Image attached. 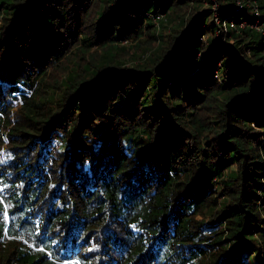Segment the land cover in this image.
I'll return each mask as SVG.
<instances>
[{
	"label": "trees",
	"instance_id": "16d2710c",
	"mask_svg": "<svg viewBox=\"0 0 264 264\" xmlns=\"http://www.w3.org/2000/svg\"><path fill=\"white\" fill-rule=\"evenodd\" d=\"M53 1L0 0V264H264V32L203 6L152 65L123 66L121 39L161 42L169 13L204 0H103L102 58L46 90L66 93L51 114Z\"/></svg>",
	"mask_w": 264,
	"mask_h": 264
},
{
	"label": "rangeland",
	"instance_id": "374dc122",
	"mask_svg": "<svg viewBox=\"0 0 264 264\" xmlns=\"http://www.w3.org/2000/svg\"><path fill=\"white\" fill-rule=\"evenodd\" d=\"M59 0V3L57 1L52 2V7L55 8L57 6L61 5L65 12V25L62 27H59L62 29V38L60 40V45L58 48L61 49V47L64 44H67L64 48L63 54L58 56V59L51 62L47 75L43 82V89H40V93L43 94L40 96L39 100H41L44 97L50 96L52 99L51 103L53 104L50 109L49 105L43 106V104H40L41 112H45L46 110H51L60 112L63 107V102L66 97V93L64 88L57 87L54 89L53 93H50L48 90L49 87H52V85L58 84L60 80L71 74L74 69L80 68L78 64L87 62L89 58L96 59V61L101 57V54L104 50V47L100 46L98 43L102 41H97L96 36L99 35L96 30V23L97 20V13L101 10V7L105 5V2L103 0H90L88 3H85V1L79 2L77 0ZM114 0H112L113 2ZM235 1V0H234ZM258 2V1H257ZM54 4V5H53ZM202 5H197V7H189L186 6L183 10L173 11L169 13V20L167 22L160 23L161 28L160 33L163 35V39L160 41L154 40V37H152L151 33L146 29L143 28L142 33H134L133 35L129 36L128 38H123L120 40V42L123 45H127L128 47L124 50L120 51L122 58L126 62H121L123 66H137V63H141L142 61L145 62V65H152L153 62L156 59V56L159 54H163L166 50H168L174 41L177 40V37L175 36L179 30L185 29L189 23V21H186L184 24H182L183 16L191 17L195 12L197 13L198 9L202 8L203 6L213 7L214 11L215 8L218 10V7L220 5L219 0H211L207 1L204 0L203 3H200ZM236 4V2H235ZM72 5V7H71ZM79 6H82L81 11L79 10ZM249 6L251 7V3H249ZM69 8L70 15L66 14V10ZM261 12H263L262 8L260 7ZM252 10V8H251ZM59 14V11L57 10V13L55 14L57 16ZM159 16H163L166 20V17L168 15L163 14H156L154 15V21L156 23L159 22ZM264 19V16L262 20ZM4 22V18H2V21L0 20V24ZM84 31L88 34H90V39H83V36L81 32ZM98 43H97V42ZM230 42H233L232 40ZM33 45V43H32ZM165 49V50H164ZM164 50V52H163ZM135 53V55H133ZM152 55L151 59L148 56ZM95 61V62H96ZM75 63V64H74ZM222 71H224V67H222ZM32 93V90L28 91V95ZM39 96V95H38ZM19 105V104H18ZM17 105V106H18ZM17 110L16 108H13L12 111L15 113ZM12 113V114H13ZM49 115V114H46ZM15 116V115H13ZM12 116V117H13ZM7 142V138L4 135V141L0 142V149L1 147L5 146V143ZM3 151V149H2ZM2 153H0L1 155ZM3 157V154L1 155ZM198 217H202L199 215Z\"/></svg>",
	"mask_w": 264,
	"mask_h": 264
},
{
	"label": "built area",
	"instance_id": "2783aa9c",
	"mask_svg": "<svg viewBox=\"0 0 264 264\" xmlns=\"http://www.w3.org/2000/svg\"><path fill=\"white\" fill-rule=\"evenodd\" d=\"M236 5L239 8L244 7L245 5H249V3H251V8L252 11L254 12V21L253 22H249L247 19H242L240 22H237L235 19H224L222 20L221 17L218 15V11L215 8V11L213 13V18L215 19V21L219 24L220 28H222L223 30H228L230 28H239V27H243L245 25H252L255 28H257L258 30L264 32V19L263 18V13L261 12L259 3L257 2V0H235ZM217 75V74H216Z\"/></svg>",
	"mask_w": 264,
	"mask_h": 264
},
{
	"label": "snow or ice",
	"instance_id": "6c2138e0",
	"mask_svg": "<svg viewBox=\"0 0 264 264\" xmlns=\"http://www.w3.org/2000/svg\"><path fill=\"white\" fill-rule=\"evenodd\" d=\"M0 196H3V192H0ZM4 215H8V213L5 212ZM90 250H92V249H90Z\"/></svg>",
	"mask_w": 264,
	"mask_h": 264
}]
</instances>
